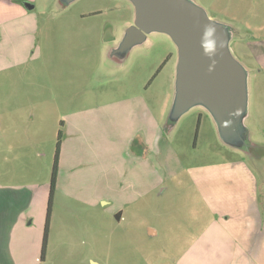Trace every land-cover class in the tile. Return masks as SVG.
<instances>
[{
	"label": "rangeland",
	"instance_id": "obj_1",
	"mask_svg": "<svg viewBox=\"0 0 264 264\" xmlns=\"http://www.w3.org/2000/svg\"><path fill=\"white\" fill-rule=\"evenodd\" d=\"M28 1L31 11L23 0L0 1V185L31 187L36 218L40 201L47 215L62 133L56 188L68 192L55 188L54 219L63 230L60 239L52 235L48 255L61 245L53 255L62 264H88L89 256L102 264H246L237 253L224 255L226 230L217 219L239 200L212 168L247 165L264 176V0H184L229 34L244 80L234 98H246L230 127L206 105H180L193 94L181 89L172 35L157 30L128 42L138 29L132 0ZM147 112L150 129L163 130L154 148L163 166L136 165L131 180L116 170L102 177L95 163L120 156L121 127L134 129ZM96 188L117 200L124 221L86 202ZM40 224L29 226L30 237H41L39 258Z\"/></svg>",
	"mask_w": 264,
	"mask_h": 264
},
{
	"label": "crops",
	"instance_id": "obj_2",
	"mask_svg": "<svg viewBox=\"0 0 264 264\" xmlns=\"http://www.w3.org/2000/svg\"><path fill=\"white\" fill-rule=\"evenodd\" d=\"M27 1L23 0L24 4ZM210 19L214 21V19ZM121 38H123V35L120 37L115 36L114 42L119 41ZM146 107L148 106L146 105ZM142 119L145 122L136 125L134 129L130 122L121 127L125 132V136L120 146V156L119 154L116 156V152L113 151V157L105 160L107 163L103 165L95 163V168L99 170L102 177H108L110 172L113 174L117 171V176L124 175V177L131 180L130 171L132 167L137 165L136 168H147L149 164L154 165L153 163L159 160V153L154 148L159 147L161 141H163L162 127L156 124L155 128L150 129L149 123L150 120H153L150 119L148 112L146 117L144 116ZM138 138H141L139 145L137 143ZM135 143L137 145L134 149L132 146ZM253 147L256 149L259 146ZM151 158H154L155 161L153 162ZM98 161L100 160L98 159ZM160 164L162 165V163ZM160 164L153 173L154 176H156L157 170L161 169ZM248 167L247 165L237 166V171L236 166L232 165L212 168L213 170L219 169L223 173L222 180L226 183L228 190L235 185L236 193H232L230 197L239 200L234 202L233 208L226 211L224 216H219L217 221L218 225L226 230L228 244L224 247L225 256L228 257L237 253V261L246 264H264V176L259 175L258 172L254 174ZM238 169L241 170L238 171ZM74 170L77 172L79 168L76 167ZM232 174L235 175L232 176ZM108 180L110 181L109 178ZM67 184H69V181ZM78 187V184L74 185V188ZM59 191H62L65 195L68 192L63 187L61 189L57 187L56 193ZM56 193L53 194L51 202L47 253L44 264H62L58 256V248L62 249L61 245H52V255H48L52 235L56 233V236L60 239L63 230V225L55 222L54 219L52 204ZM35 202V191L29 186L22 188L14 185H0V264H41V257L39 258L42 248L41 237H39L40 235L30 237L29 226H32L38 219L41 222L40 226L43 228L45 223L46 228L48 210L46 215V209L43 208L40 201V210H38L36 218ZM86 202L93 207V210L100 208L104 209L105 212H110L118 223L127 218L126 211L122 207H117V200L110 198L104 190L97 189L94 192V197H89ZM232 223L236 224L233 233L231 230ZM156 233V231L150 229L151 236H155ZM234 242L236 245H234ZM234 246L239 248L238 252L234 249ZM53 253L58 255H53ZM231 259L234 260L235 255L231 256ZM87 262L88 264H102L99 258L94 256H89Z\"/></svg>",
	"mask_w": 264,
	"mask_h": 264
},
{
	"label": "water",
	"instance_id": "obj_3",
	"mask_svg": "<svg viewBox=\"0 0 264 264\" xmlns=\"http://www.w3.org/2000/svg\"><path fill=\"white\" fill-rule=\"evenodd\" d=\"M137 10V31L129 33L128 42L136 34L165 31L180 47V85L193 98H178L180 105H206L230 127L240 119L246 98L236 92L243 85L242 72L231 57L228 32L200 9L184 0H132ZM33 10L32 3L24 4ZM239 97V98H238Z\"/></svg>",
	"mask_w": 264,
	"mask_h": 264
},
{
	"label": "trees",
	"instance_id": "obj_4",
	"mask_svg": "<svg viewBox=\"0 0 264 264\" xmlns=\"http://www.w3.org/2000/svg\"><path fill=\"white\" fill-rule=\"evenodd\" d=\"M61 144H62V133L59 132L54 168H53L52 179H51L50 205L48 208L47 224H46L45 233H44V242H43L41 264H44V261H45V251H46L47 239H48V223H49V217H50V211H51V202H52L53 194H54L55 188H56L57 169H58V164H59Z\"/></svg>",
	"mask_w": 264,
	"mask_h": 264
},
{
	"label": "flooded vegetation",
	"instance_id": "obj_5",
	"mask_svg": "<svg viewBox=\"0 0 264 264\" xmlns=\"http://www.w3.org/2000/svg\"><path fill=\"white\" fill-rule=\"evenodd\" d=\"M131 23H132V21H131ZM136 25H137V23H136ZM125 35V34H124ZM115 37V36H114Z\"/></svg>",
	"mask_w": 264,
	"mask_h": 264
}]
</instances>
